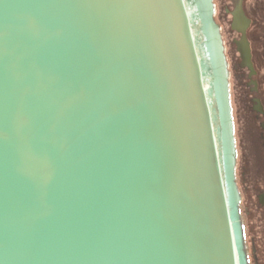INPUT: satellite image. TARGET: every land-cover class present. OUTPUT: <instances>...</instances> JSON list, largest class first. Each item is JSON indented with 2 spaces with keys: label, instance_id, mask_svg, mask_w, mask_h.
Segmentation results:
<instances>
[{
  "label": "water",
  "instance_id": "water-1",
  "mask_svg": "<svg viewBox=\"0 0 264 264\" xmlns=\"http://www.w3.org/2000/svg\"><path fill=\"white\" fill-rule=\"evenodd\" d=\"M228 79L212 0H0V264H249Z\"/></svg>",
  "mask_w": 264,
  "mask_h": 264
},
{
  "label": "flooded vegetation",
  "instance_id": "flooded-vegetation-1",
  "mask_svg": "<svg viewBox=\"0 0 264 264\" xmlns=\"http://www.w3.org/2000/svg\"><path fill=\"white\" fill-rule=\"evenodd\" d=\"M212 1L214 19L221 32L220 21L226 13L231 14V11L223 5V11L220 13L216 1ZM244 2L245 0H242L243 11L245 16L249 18L244 10ZM260 3L263 2L260 0L252 1L251 10L254 20L249 18L250 25L246 30L248 38L249 28L253 27L251 31H253L254 37L252 40L257 47L259 46V50L256 49V58L251 55L254 73L249 76L250 71L240 65L246 71V85L249 87L247 98L251 102L249 118L254 130L249 143L246 142L243 128L239 127L236 134L237 124H234L237 158L235 181L240 193L239 212L249 264H264V93L260 88V78H263V75L260 76L259 71L254 66L255 60L258 66L264 62V12L263 6L262 10L260 9ZM236 34L239 38L240 33L236 32ZM255 105H258L257 109Z\"/></svg>",
  "mask_w": 264,
  "mask_h": 264
},
{
  "label": "rangeland",
  "instance_id": "rangeland-1",
  "mask_svg": "<svg viewBox=\"0 0 264 264\" xmlns=\"http://www.w3.org/2000/svg\"><path fill=\"white\" fill-rule=\"evenodd\" d=\"M215 1L220 9V13H222L223 11V5H225L226 8L232 12L236 3L238 2V0H215ZM252 1L253 0H245L244 10L247 16L252 20H254V18L252 17L253 11L251 10ZM261 1L263 2L262 3L263 5L260 3L259 6L261 10L263 6V12H264V1L260 0V2ZM231 20H232V15L230 13H226V15H224L222 20L220 21L221 37L223 41L224 53L226 56L227 67L229 71L228 80H229L230 103L232 107L233 122L234 124H237L236 134L239 127H241V129L243 128V130L245 131L246 142L249 143V140L251 139L254 130L251 119L249 118V109L251 106V102L247 98L249 87L248 85H246V71L243 70L242 67L240 66V58L236 51L235 42H234L236 39H238V34H236V31L232 29ZM252 29L253 27L249 28L248 41L250 43L251 55H253V58H256L257 56L256 49L259 50V46L257 47L256 43H254V40H252L254 37V34L252 33L253 31H251ZM254 66L259 71V75L260 76L263 75V78H260V88L264 93V62L260 63V65L258 66L255 60ZM236 134H235V126H234L235 142H236ZM235 168H236V161H235ZM250 185H252V183H250Z\"/></svg>",
  "mask_w": 264,
  "mask_h": 264
}]
</instances>
